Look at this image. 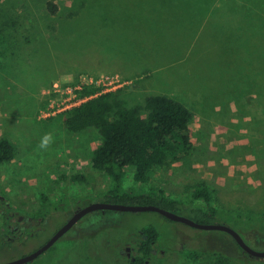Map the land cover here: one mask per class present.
Returning a JSON list of instances; mask_svg holds the SVG:
<instances>
[{"label": "rangeland", "instance_id": "obj_1", "mask_svg": "<svg viewBox=\"0 0 264 264\" xmlns=\"http://www.w3.org/2000/svg\"><path fill=\"white\" fill-rule=\"evenodd\" d=\"M175 5L0 0V140L16 148L15 159L0 165V264L35 253L76 212L105 202L114 188L110 176L92 168L99 132L74 134L64 125L65 112L82 103L86 88L116 93L127 108L156 95L186 105L194 115L191 152L156 167L146 184L126 168L121 193L163 191L184 204L174 213L196 221L194 210L205 211L206 204L192 202L191 192L206 185L219 213L211 224L233 228L264 252V0L229 5L242 7L238 20L196 42L191 16L176 18ZM76 174L88 182L62 179ZM11 215H37L33 235L31 226L22 239L4 243L2 228ZM148 226L160 232L148 264H264L225 232L192 228L156 212L113 211L88 214L29 264H130L128 254H138ZM189 250L201 257L187 259Z\"/></svg>", "mask_w": 264, "mask_h": 264}, {"label": "trees", "instance_id": "obj_2", "mask_svg": "<svg viewBox=\"0 0 264 264\" xmlns=\"http://www.w3.org/2000/svg\"><path fill=\"white\" fill-rule=\"evenodd\" d=\"M81 100L83 102L79 106L65 112L64 125L74 134L91 129L99 132L101 143L93 153L92 168L107 174L114 181V188L106 195L105 202L129 206L154 205L171 212L180 210L184 204L169 199L163 191L146 196L121 193L122 179L126 168L132 167L135 169L134 180L146 184L156 167L188 155L193 148L190 136V124L194 117L192 111L165 95L147 97L144 106L127 108L116 93L100 94L99 89L86 88ZM15 157L14 144L6 139L0 140V165L10 163ZM69 178L76 183L88 182L84 174L63 176L62 179L66 181ZM191 200L206 204L205 211L194 210L196 222L213 223L219 213L213 206L212 190L206 185L198 186L191 192ZM43 202L51 205L47 197L43 198ZM159 238L160 232L155 226L143 229L133 264H147ZM184 254L189 260L201 257L196 250Z\"/></svg>", "mask_w": 264, "mask_h": 264}, {"label": "water", "instance_id": "obj_3", "mask_svg": "<svg viewBox=\"0 0 264 264\" xmlns=\"http://www.w3.org/2000/svg\"><path fill=\"white\" fill-rule=\"evenodd\" d=\"M105 211H113L118 213H126V212H156L164 216L165 218L185 224L189 227L196 228L204 231H222L230 235L237 245L242 249V251L250 257L257 259H264V252H258L252 249L245 240L241 237V235L235 231L233 228L223 225V224H201L192 219L182 217L174 212L162 209L160 207L154 205H144V206H129L123 204H114L108 202L95 203L86 208H83L76 212L67 223L62 226L60 230L49 240V242L44 245L41 249L36 251L35 253L22 258L18 261L9 263V264H29L35 261L38 257H40L43 253L48 251L51 247L55 245L64 235H66L75 225H77L81 219L93 212H105ZM135 262V259H132V263Z\"/></svg>", "mask_w": 264, "mask_h": 264}, {"label": "crops", "instance_id": "obj_4", "mask_svg": "<svg viewBox=\"0 0 264 264\" xmlns=\"http://www.w3.org/2000/svg\"><path fill=\"white\" fill-rule=\"evenodd\" d=\"M237 1L230 0L229 2H222L220 5H213V0H174L176 4L174 9L177 15L176 18L184 13L189 14L187 16H191L189 26L197 30L193 39L196 42L209 30L213 32L219 26L225 27V25L234 24L233 22L240 16V12H242V7L229 5ZM176 20L182 21V18Z\"/></svg>", "mask_w": 264, "mask_h": 264}, {"label": "flooded vegetation", "instance_id": "obj_5", "mask_svg": "<svg viewBox=\"0 0 264 264\" xmlns=\"http://www.w3.org/2000/svg\"><path fill=\"white\" fill-rule=\"evenodd\" d=\"M13 216L14 215H11L12 219L9 220L8 223L5 224V226L2 228L3 234L8 235V238H5L3 240L4 243H6V244L10 243V241H12L13 236H15L16 239H22L23 237H25V234L28 233L31 226H32V234L31 235H33V231L35 230L34 224L37 221V215H32V217L25 219V220L23 217H20L18 220H14ZM38 220H39V223H41L42 220L40 218H38ZM139 244H140V242H139ZM137 251H138V248H137ZM154 253H156L155 249L153 250V254ZM136 256L132 257V254H130V253L128 254V257L130 258V264H133L132 259H136ZM147 264H148V261H147Z\"/></svg>", "mask_w": 264, "mask_h": 264}, {"label": "built area", "instance_id": "obj_6", "mask_svg": "<svg viewBox=\"0 0 264 264\" xmlns=\"http://www.w3.org/2000/svg\"><path fill=\"white\" fill-rule=\"evenodd\" d=\"M83 102V100H81Z\"/></svg>", "mask_w": 264, "mask_h": 264}]
</instances>
